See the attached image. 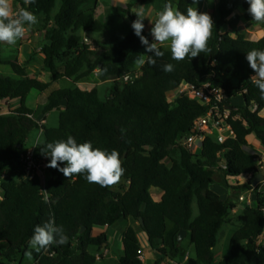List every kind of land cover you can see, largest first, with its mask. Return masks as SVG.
I'll list each match as a JSON object with an SVG mask.
<instances>
[{"label":"trees","instance_id":"trees-1","mask_svg":"<svg viewBox=\"0 0 264 264\" xmlns=\"http://www.w3.org/2000/svg\"><path fill=\"white\" fill-rule=\"evenodd\" d=\"M168 2L186 14L189 6L200 11L208 0L196 4L193 0H134L117 6L116 17L128 20L129 31L121 39L112 38L113 43L106 47L98 43V48L91 49L84 44L83 33L102 34L107 29V23L95 17L99 0H35L31 5L15 0L37 16L45 31L41 53L51 82L30 79L17 60L3 62L16 77H0V101H19L20 106L8 115L0 114V182L4 192L0 202V264H100L97 252L109 239L105 234L94 236L95 231L129 220L138 227L131 225L121 235L124 255L116 264H144L139 233L146 235L148 246L161 261H177L183 253L182 241L177 240L181 230H186L195 251L186 264H264V247L257 243L264 235V184L254 188L239 181L251 173L259 174V153L250 139L264 151V98L250 80L255 73L245 58L252 48L264 49V37L245 41L236 32L233 40L226 31L239 27L238 11L247 23H253L246 0H210L215 19L209 53L175 61L170 49L161 46L164 56L155 67L147 63L139 67L137 56L152 53L146 52L131 27L137 19L131 10L154 5L162 11ZM142 35L154 42L146 25ZM168 63L174 65V71L165 73L162 65ZM98 69H106L99 75L111 81L106 99L100 97L97 87L90 91L78 87L57 90L49 95L42 118H34L35 112L28 105L33 92L43 93L62 79L74 85L93 80ZM136 72L133 82H122ZM207 80L228 95L226 104L232 109L228 124L235 137L223 145L208 137L197 154L182 143L207 108L186 97L174 102L168 99L183 83L199 87ZM238 97L242 105L233 106L232 100ZM55 111L59 112L56 128L40 124L45 115ZM41 131L40 154L48 142L66 140L69 135L78 144L91 142L94 148L117 150L125 169L120 182L101 187L89 183L86 174L66 178L49 168L45 203L40 179L15 177L22 173L21 159L31 145L30 136ZM4 173L10 177L3 181ZM217 179L228 190L225 200L214 191ZM152 190L163 193L160 201L154 200ZM244 193H251L252 202L242 204L226 254L218 261L215 250L220 235L239 206L233 197ZM49 219L63 226L69 242L40 252L30 249L34 228ZM29 251L31 259L26 256Z\"/></svg>","mask_w":264,"mask_h":264},{"label":"clouds","instance_id":"clouds-1","mask_svg":"<svg viewBox=\"0 0 264 264\" xmlns=\"http://www.w3.org/2000/svg\"><path fill=\"white\" fill-rule=\"evenodd\" d=\"M248 13L252 21L264 24V0H246ZM24 5H31L35 0H23ZM198 0H193V4ZM136 20L132 22V29L139 37L147 53L136 58L135 63L143 66L147 63L155 67L157 60L164 56L161 46L169 48L171 58L175 61H183L186 58H196L201 53H209L208 41L212 37L214 22L207 12H199L196 7L189 6L186 14L181 12L171 2L165 3L162 11L157 13V19L153 22L151 35L154 42L149 43L142 35L145 27L143 20L146 17L143 7L131 10ZM38 23L37 16L26 7L14 8L13 0H0V44L15 46L18 40L24 38L26 32ZM246 61L255 73L250 77L252 83L259 89L264 98V49L252 48L246 53ZM165 73L174 71L173 64L162 65ZM103 75L106 69H98ZM42 154L50 157L48 168L57 169L66 178L73 175L86 174L85 179L89 183L98 184L101 187H113L117 185L125 169L117 150L110 152L100 148H94L91 142L77 143L76 139L69 135L66 140L48 142ZM63 164L65 166L61 167ZM48 203V197H45ZM69 242L63 226H58L54 219H49L42 226L34 228L29 240V247L36 252L47 250L50 246H62ZM31 259V251L26 253Z\"/></svg>","mask_w":264,"mask_h":264},{"label":"crops","instance_id":"crops-1","mask_svg":"<svg viewBox=\"0 0 264 264\" xmlns=\"http://www.w3.org/2000/svg\"><path fill=\"white\" fill-rule=\"evenodd\" d=\"M133 1L134 0H99L98 8H97V10L95 12V17L100 19L103 23H107V20L102 19L103 16L106 15V13H108V12L111 13L113 8H115L117 6H124V5L126 6L129 3H132ZM176 1H179V0H175V2ZM13 5H14L15 9H18V8L21 7L19 4L15 3V0H13ZM143 9H144L145 15H146V17L144 18V21L146 23H147V20H149L152 23L155 22V20L157 19V13L159 12L158 8H156L154 5H150L149 7L147 6V7L143 8ZM202 9H205L207 11L209 10L210 13L209 12H207V13H209L210 15L213 16V21H214L215 17H214L213 8H211V10H210L206 6V3L204 2L203 6H202ZM202 12H204V10H202ZM100 15H101V17H100ZM239 15H241V21H240V24H239L238 28L246 26L248 29H251L252 35H254L255 38H256L253 41L259 40V39L264 37V24H257L255 22L247 23L245 21L244 17H243V12H240ZM127 22H128V20H124V23H127ZM146 23H145V25L147 27ZM151 27H153V26H151ZM151 27L149 26V28H151ZM39 28H41V27H39ZM32 32L36 35V37H39L40 34L42 35V38L39 39L40 42H41V40H44V38H45V34L44 33H38L36 31V29L34 31L33 29L30 28L26 32L24 38L19 40V41H17L15 46H9V45H6V44H0V67L11 69L9 66H5L3 62L17 60L19 62V64H21L22 66H24L26 68L27 75H28V77L30 79H37V80H39L41 82L49 83V82H51L50 81L51 79L48 80V81L42 80L40 75H39V72H42V73L46 74V71H44V69H43L44 66H41L40 68L38 66H36L37 67L36 69L31 67V65H32L31 61L35 57L34 53L37 55V57L39 59H41L42 65L44 63V57H43V55L41 53L42 43H40V42L39 43L38 42L35 43L36 41H34L31 38ZM88 34L89 33H83L84 38H86L85 36H87ZM11 72L14 75L13 78H15L16 75L14 74L12 69H11ZM95 72H98V70H96ZM0 77L12 78V77H8V76L7 77L3 76V72H2L1 69H0ZM62 80H67L68 82L73 84V81H71V80H68V79H62ZM59 82H61V80ZM66 88H70V87L64 86V87L60 88L59 90L66 89ZM49 95H51V94H49ZM49 95H48V97H49ZM28 105H29V101H28ZM19 106H20V102L19 101H13V102H7V103H2L0 101V108H1L0 114L8 115L10 112L16 110ZM42 113H43V111H42ZM42 113L36 114V112H35L34 113V118H36V119L42 118ZM54 114H58V116H59V112H57V111H55L53 113H50V114H47V115H45L43 117L44 119L41 121V125H47L49 127L48 119H50L52 117V115H54ZM214 191L220 197V199H222V200L227 199V189H224L223 187H218V188L214 187ZM151 193H152V196L156 195V197H153L155 201H160L161 200V197L163 195V193L161 191L152 190ZM123 223H125V230H126L127 227L133 225L131 220L123 221V222H120L118 224H123ZM114 226H116V225H114ZM110 228L111 227H107V228H104V229H98V230L95 231V234H94V236H99L101 234H105L108 237V239H109L108 240V245L105 248V249L108 250V254L105 256V258L102 259V261H98L100 264H116L117 261L119 260V258H121L124 255V251H123L122 244H121V235H123V234H121L119 236L116 234L118 237L116 235L113 236L114 242L116 243L117 247H119L121 245L120 246L121 247V251L119 252V255H114L112 253L111 247H110L112 238L108 235L109 234L108 230ZM142 234L143 233H139V236H138L139 240L141 239ZM187 238L183 239L182 242H181V246H182V249H183V253L181 255V258H179L175 262H172L171 264H186V262L188 261L189 258H194L195 257V251H194V255H192L190 253V248H192V247H190V244H189V241H188ZM141 245H142V252H143V255H144V257L142 259V262L144 264H169V260L168 259H165V260L161 261V257L159 256V254L148 246L147 238L145 240H143ZM98 253L99 252H97V254ZM220 260H218V261H220Z\"/></svg>","mask_w":264,"mask_h":264},{"label":"rangeland","instance_id":"rangeland-1","mask_svg":"<svg viewBox=\"0 0 264 264\" xmlns=\"http://www.w3.org/2000/svg\"><path fill=\"white\" fill-rule=\"evenodd\" d=\"M209 1L210 0H208V2ZM208 2H206V6L211 10L212 3H208ZM202 10H204V12H209V10L207 11V10L202 9V8L200 9L199 12H202ZM240 12L241 11H238V14ZM100 17H101V15H100ZM211 17L213 19L212 15H211ZM102 19L107 20V29H106V31H104L102 34H100V33L99 34H92L91 33V34H88L87 36H85L86 39H88L89 41H91L93 43L95 48H98V45H97L98 43H99L100 47H106V46H108V45L113 43V42H111L112 38H115V39L123 38L126 35V33L129 31V28H130L128 22L124 23V20L119 19V18L116 17L114 8L112 9L111 13H109V12L106 13V15L103 16ZM40 23L41 22L38 19V23L36 25H34V26H31V29H33L34 31L36 29V31L38 33H44L45 34V31L42 30L41 28H39V27H41ZM146 24H147V27H146L147 33L154 40L153 36L151 35V28H152L151 26H153V23L150 22L149 20H147ZM149 26L151 28H149ZM226 31L229 33V35L232 37L233 40L237 38V36L235 34L236 32L242 34V36L244 37L245 41H253V40L256 39L255 36L252 35L251 29H248L246 26L240 27V28L237 27L236 31H228V29H226ZM31 38L34 41H36L35 43H37V42L39 43L40 42L39 39L42 38V35L40 34L39 37H36V35L32 32ZM44 42H46L45 38H44V40H41L40 43H42V45H43ZM239 48L242 51V50H244L245 46L239 44ZM34 56H35L34 59L31 61V63H32L31 67L36 69L37 68L36 66H38L39 68L41 66H45L44 63L42 65L41 59H39L35 53H34ZM139 67H141V66H139ZM0 69L3 72V76H5V77L8 76V77H12V78L14 77V75L11 72V69L4 68V67H0ZM43 69H44V67H43ZM44 71H46V74H44L42 72H39V75H40L41 79L42 80H46V81L50 80L51 79V74L45 69H44ZM64 86H68L70 88L78 87L81 90H85V91H90L93 88L97 87L100 90V92H99L100 93V97L104 100V99L107 98L108 92L110 91L111 81L110 80H103L100 77L98 72H95V77H94L93 80L82 82V83H79L77 85H74V83L71 84L67 80H61V82H57V83L52 84L51 87L46 92H43V93L34 92V93H32L30 98H29V106H30V108H32L36 112V114L42 113L43 107L48 101V95L51 94L52 92L56 91V90H59L60 88H62ZM232 105L233 106H238V105L241 106L242 105L241 99L239 97L233 99L232 100ZM263 116H264V114H263ZM48 121H49V127L50 128H56L58 126V114L52 115V117L50 119H48ZM40 135H42L41 132H34L32 134V136H30V143H31L30 146H32V144H34L35 140H37L38 136H40ZM250 142L254 145L255 150L258 151V153H260L259 154L261 156L260 159L263 160V162H264V151H260V150L257 149L258 145L255 144V140L254 139L251 138ZM200 152L201 151L198 150L197 154H200ZM169 163L170 162L167 161V164H169ZM244 179L245 178H241L239 181L240 182L245 181ZM232 182H234V181H232ZM232 184H234V183H232ZM222 185H223L222 180L221 179H217V185L215 187H217V188L218 187H222ZM224 189H226V188H224ZM152 197H156V195H154ZM240 197H244L245 202H241L239 200ZM227 198H228V190H227ZM233 200H235V202H238L239 206H238V208L235 211L231 212V214L229 216V222L224 227V229H223V231H222V233L220 235V239L218 241V246H217V248L215 250L217 260L222 259L223 256L226 254V250H227V246H228V240H230V233H231L232 230L235 229V226H236L235 219L237 218V216H239L241 214L242 204L243 203H248V201H250V203L252 202L251 193L240 194L238 197H235V195H234ZM132 224L135 227H138V223H134L132 221ZM124 230H125V223L117 224L116 226H113V227H111L108 230V233H109L108 235L112 238L110 247H111V251H112V253L114 255H119V252L121 251V247H120L121 245L119 247H117L116 243L114 242L113 236L116 235V234L118 236L123 234ZM145 236H146L145 234H142V237L140 239L141 243L143 242V240L146 239ZM257 243H258V247L259 248H263L264 247V235L259 239V241ZM190 253L192 255H194V249L193 248H190Z\"/></svg>","mask_w":264,"mask_h":264},{"label":"built area","instance_id":"built-area-1","mask_svg":"<svg viewBox=\"0 0 264 264\" xmlns=\"http://www.w3.org/2000/svg\"><path fill=\"white\" fill-rule=\"evenodd\" d=\"M84 44L94 49V45L88 39H84ZM138 73L126 75L122 82L124 84H129L137 79ZM214 75H212V78ZM179 97H186L199 102L201 105L207 108V112L204 116L194 121L192 134L187 136L182 143L183 146L189 149L190 152L197 153L198 150H202V146L208 137H213L219 144H225L230 138L235 137L228 121L231 118V108L226 104L228 95L220 87L212 83L211 80L205 81L201 86L197 87L191 83H183L178 90L174 92L172 97L168 100L169 102H174ZM256 110V107L254 108ZM41 124V122H40ZM41 133H43L41 131ZM35 140L34 144L30 146L21 159L23 163V169L21 174H17L15 177L17 179H22L23 181H33L35 179L41 180L42 194L47 196L46 187L47 184V174L49 168L46 165L49 163L50 158L44 154H40L37 151V145L39 138ZM260 154V153H259ZM259 159L257 163L259 165V174L264 176V162ZM258 174L251 173L245 177V182L253 184L256 176ZM9 173H4L2 176L3 181L6 180ZM261 184H264V180ZM4 199V192L1 187L0 182V202ZM241 202H245L244 197H240ZM250 203V201H248ZM106 248V247H105ZM103 249L96 256L97 261H102L103 258L108 254L107 249ZM141 254V261L144 257L143 252Z\"/></svg>","mask_w":264,"mask_h":264},{"label":"water","instance_id":"water-1","mask_svg":"<svg viewBox=\"0 0 264 264\" xmlns=\"http://www.w3.org/2000/svg\"><path fill=\"white\" fill-rule=\"evenodd\" d=\"M62 106H67V101H62ZM232 110V109H231ZM264 180V176L262 174H258L253 182V187L256 188L258 185H260ZM141 224L144 225L143 220H141ZM188 237V233L186 230H181L179 233V236L177 237L178 242L180 243L183 239H186Z\"/></svg>","mask_w":264,"mask_h":264}]
</instances>
